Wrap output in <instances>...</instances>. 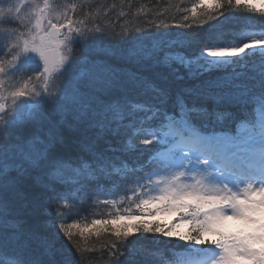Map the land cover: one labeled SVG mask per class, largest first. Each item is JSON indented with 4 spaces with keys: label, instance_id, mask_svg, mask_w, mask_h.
<instances>
[{
    "label": "snow or ice",
    "instance_id": "obj_1",
    "mask_svg": "<svg viewBox=\"0 0 264 264\" xmlns=\"http://www.w3.org/2000/svg\"><path fill=\"white\" fill-rule=\"evenodd\" d=\"M233 2L264 17V0L259 6L257 0H227L229 6ZM198 7L217 14L209 19L225 16L220 11L224 0H199L191 8L193 19ZM19 12V5L0 7V17ZM8 23L23 25L19 16ZM71 24L62 32L52 19L45 28L37 18L29 38L8 50L11 74L26 75L23 86L11 93V106L0 103V264H156L163 249L130 240L148 234L185 241L199 257L188 264H239L238 258L264 264V175L256 186L247 183L241 198L227 184L213 183L211 155L202 161L200 178L176 171L186 166L169 160L168 175L159 181H152L158 173L141 176L147 190L134 207L106 220L92 219L90 225L67 222L79 216L67 205L82 209L81 201L91 200L102 187L119 189L130 174L144 172L128 159L153 143L149 137L137 140L142 131L174 130L175 147L184 153L190 141L191 153L219 143L214 121L246 119L257 110L264 116V33L239 46H219L196 32L166 35L164 23L134 33L90 31L80 24L73 29ZM249 49L251 56L242 55ZM257 52L258 70L250 62ZM32 62L38 65L35 77ZM33 79L41 81L38 90H29ZM174 82L181 86L174 88ZM260 132L264 139V120ZM257 194L260 199H253ZM168 212L180 213L171 226L146 219ZM185 219L192 224L189 234L178 235L172 229ZM81 227L89 229L88 235L104 232L110 238L98 248L86 247L74 232ZM205 233L219 239L208 241ZM85 235L79 231V237ZM205 244L214 247H196ZM206 252L210 255L200 256Z\"/></svg>",
    "mask_w": 264,
    "mask_h": 264
},
{
    "label": "trees",
    "instance_id": "obj_2",
    "mask_svg": "<svg viewBox=\"0 0 264 264\" xmlns=\"http://www.w3.org/2000/svg\"><path fill=\"white\" fill-rule=\"evenodd\" d=\"M68 1L73 4L74 14L82 19L86 24L88 30L99 29L101 32L108 33H121V32H135V29H141V32L151 30L154 25L164 23L169 27L164 30L166 35L175 36L179 33H191L196 32L202 35L205 42L212 44L217 43L219 46H229V44H241L247 42L250 37H254L260 31H264V17H261L258 13H251L244 8H236L233 2L232 6L227 4V0H224V7L220 10L225 13V16H221L218 20L209 19V15L204 11H201L198 7L196 18H192L191 8L197 6L199 0H62ZM257 6H259V0H257ZM231 13V15H228ZM189 16V20H183V17ZM178 24H188L191 27L188 29H182L176 27ZM254 30V31H253ZM251 56V49L246 50L245 54ZM238 59V57H237ZM261 56L259 52L255 56L251 57V63L258 65ZM174 88L181 86L180 82H174L172 85ZM253 114L247 115L246 119L250 120ZM236 119H224L222 121H214L212 123L213 129H222L225 127L231 128ZM160 128L148 129L142 131L137 140L147 137L153 132L160 133ZM157 134V133H156ZM156 145V144H155ZM144 151L142 153L133 152L128 159L135 161L138 165L143 164L146 158L151 155L155 150L154 145L143 146ZM144 171L149 168V162L143 164ZM143 173L130 174L127 182L117 188H111L110 190L103 188V190L114 191L118 194H128L129 190L134 186L132 181L140 179ZM106 191V192H107ZM99 192L91 199H84L82 204L86 205L82 209L72 208V205H67L73 212H79V216L73 218L68 217V223L76 222L81 226L85 224H91L92 219H109L115 215L114 212L117 209L116 204H106L96 200ZM157 215L155 218H146L149 222L159 221L162 225L169 226V222H166L164 218H159ZM135 223V222H134ZM98 227L103 228V225ZM79 231L86 233L85 237H79ZM77 237L81 239V242L87 247L90 245H96L98 248L100 243L110 238L109 234L102 232L99 237L94 234L88 235L89 229L81 227V229L74 230ZM188 235V234H187ZM130 240L138 241L139 244L144 245L148 249L160 248L163 249V253H166L165 257H162L156 262V264H165V259L169 264H176L174 257L176 254H183L189 250L185 241L179 239H169L163 236H153L151 234L139 236L134 235L130 237ZM197 248L199 247L196 246Z\"/></svg>",
    "mask_w": 264,
    "mask_h": 264
},
{
    "label": "rangeland",
    "instance_id": "obj_3",
    "mask_svg": "<svg viewBox=\"0 0 264 264\" xmlns=\"http://www.w3.org/2000/svg\"><path fill=\"white\" fill-rule=\"evenodd\" d=\"M12 5H19L20 6V12L18 14H14L13 17H0V49H3L4 55L0 56V60H3L5 62V70L4 72H0V100L5 102L9 107L12 104L13 97L11 96V93L14 91H18L23 84L25 83V80L23 77L26 75V72H20L19 74L13 75L11 74V65L7 63V61L10 60V56L8 55V50H15L12 48L13 45H16L17 43L23 42L24 39H28L29 36L27 33L32 32L35 21L37 18L43 19V26L47 28V22L48 19H52V23H56L58 25H62V32L68 31L67 25L69 22H72L71 26L74 29L77 24H80L82 27L86 28V24L84 22V19L80 16L77 17L73 12V4L68 1L64 2L62 0H0V7H4L7 9L9 6ZM16 16H19V18L22 19L23 25H27V28L23 27V25L17 26L15 24H9V19H14ZM25 33V35H12V33ZM259 47V46H257ZM35 70V71H32ZM30 70L32 75L35 77L38 71V65L36 62H32L30 64ZM39 70H42V67L39 68ZM42 87L41 81L38 79H33L29 85V90L32 88L39 89ZM23 99V98H18ZM256 127L252 126V129H249L248 131L247 127L241 128L239 131L240 134H238V141L239 145L242 146L241 148H245L246 146L250 147L254 143L260 144L264 143V139H262L261 134H257L258 131L255 129ZM260 131V130H259ZM174 132V131H173ZM249 132H252L251 134ZM257 132V133H256ZM172 133V132H170ZM232 136V135H228ZM165 139V138H164ZM168 139H166L167 141ZM223 141L229 144V138L227 136H223ZM176 141L169 142V144H173ZM234 143L235 140H232ZM238 145V143H235ZM244 146V147H243ZM256 148V146L254 145ZM184 152H188L187 149H185ZM191 160H183L180 161L179 157L181 156L175 151L170 152L169 154H162L161 157L158 158V166L157 169L158 172H151V173H158V175L153 174L152 175V181L153 183L160 180L162 176L168 175V168L171 167L169 164V160L176 161L177 163H182L186 167L179 170V168L175 169L176 171H185L186 176L189 177H196L200 178V173L203 172V168L201 167L202 163L198 162L197 160L192 158V154H190ZM262 157H264V153H260ZM262 157L260 162V167L262 170H264V163H262ZM196 163L198 164L197 168L193 170L192 172H188V163ZM208 172L211 173V179L213 183H215L216 187L223 188L224 184H227L228 188H230L233 192H237V194L242 196V190L243 187L247 185V183H252L254 186H256L259 182L258 179H246L239 177L237 175H233L232 177L227 171L224 169H216L214 167H211L208 169ZM183 179V178H182ZM191 182V180L187 181ZM147 184V181L140 180L139 184L135 183V186L131 190V192L128 194V196H121L117 195L114 196L112 199H115L117 205L121 206L119 211L122 213L123 209L126 207H134V203L138 202V198L143 195V193L147 190L145 185ZM239 189V192H238ZM253 199L259 200L260 196L254 195ZM190 211V210H189ZM159 218H164L166 222H169V226L173 224V222L178 221L180 218V213L178 212H168V213H160L158 214ZM157 215L152 216V218H155ZM148 219L151 217H147ZM262 218H264V214H262ZM136 221H127V223H134ZM235 221H229V224L235 225ZM192 224L189 220L185 219L183 221H180L179 223H176V226L172 229L174 232H176L178 235H187L189 234V230L191 229ZM205 239L210 240H216L219 239L214 234L211 233H205L204 234ZM200 246V245H199ZM210 255V253H203L201 256ZM198 256H194V258H191L190 260L198 259ZM239 264H256V261L249 260L247 258H238Z\"/></svg>",
    "mask_w": 264,
    "mask_h": 264
},
{
    "label": "water",
    "instance_id": "obj_4",
    "mask_svg": "<svg viewBox=\"0 0 264 264\" xmlns=\"http://www.w3.org/2000/svg\"><path fill=\"white\" fill-rule=\"evenodd\" d=\"M1 103V102H0Z\"/></svg>",
    "mask_w": 264,
    "mask_h": 264
}]
</instances>
